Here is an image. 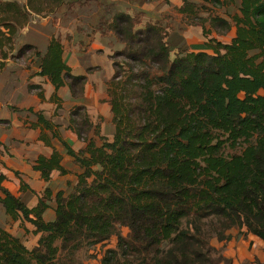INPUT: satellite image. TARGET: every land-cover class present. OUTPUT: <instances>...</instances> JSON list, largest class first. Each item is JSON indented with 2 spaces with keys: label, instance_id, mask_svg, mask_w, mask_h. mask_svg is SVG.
<instances>
[{
  "label": "trees",
  "instance_id": "trees-1",
  "mask_svg": "<svg viewBox=\"0 0 264 264\" xmlns=\"http://www.w3.org/2000/svg\"><path fill=\"white\" fill-rule=\"evenodd\" d=\"M25 1L0 2L8 31L3 41L29 15L57 16L64 9L66 15L76 3ZM202 1L209 4L182 0L177 8L210 36L202 44L174 49L167 26L141 22L121 3L97 0L100 29L94 34L109 31L120 49L88 50L90 36L76 35L78 26L63 35L69 30L62 24L44 51L24 45L20 53L34 51L38 74L55 91L68 87L74 104L65 111L66 128L84 147L76 152L60 141L79 169L64 188L49 185L54 170L66 174L57 150L36 159L32 167L46 186L37 192L22 181L20 189L37 197L32 206L2 186L0 174L5 215L28 223L37 236L30 247L0 228V264H83L76 257L81 248L104 245L112 236L115 246L104 250L100 264H232L214 255L209 243L212 237L227 239L230 228H244L264 243V0L234 2V12L233 0ZM232 31L229 41L215 37ZM66 51L79 60L78 73L73 60L64 58ZM87 82L106 94L110 137L100 134L83 102ZM53 96L56 113L63 107ZM34 115L51 128L41 112ZM227 148L239 152L225 153ZM52 202L53 216L45 219ZM250 263L264 264L258 258L245 261Z\"/></svg>",
  "mask_w": 264,
  "mask_h": 264
},
{
  "label": "crops",
  "instance_id": "crops-1",
  "mask_svg": "<svg viewBox=\"0 0 264 264\" xmlns=\"http://www.w3.org/2000/svg\"><path fill=\"white\" fill-rule=\"evenodd\" d=\"M5 1L12 0H0V2ZM25 2V0H22L19 2V4L21 3L22 5H24ZM144 4L145 3H143V5ZM181 4L182 0H180L177 8H179ZM147 14L145 20H150L152 22L156 20L160 22V20L156 17L155 19L153 16L151 18V16ZM52 16H46L47 22L48 20L53 19ZM49 25H51V23ZM25 26L26 25H24L23 27ZM51 26L54 30L53 32H45L46 35H44V33L40 31L39 33H37L36 39H32L30 34H27L26 36L30 37L31 41L26 43L36 45L37 51H44L45 47L47 46L49 37L51 36V34H54L56 32L58 24L56 27H54L55 24H52ZM196 26H198L200 29L203 41L198 43H190V45L202 44L203 42H206L208 38H210L209 35L203 34L202 26L200 24H196ZM59 27L62 29L60 25ZM5 35L8 34L4 33V29H1L0 174L5 177L1 185L15 195H22L28 192H22L20 190L22 181L25 185H27V187L34 191L36 190L35 187L31 184L30 179L40 180L46 186V183L42 180L39 173L33 169L32 165L35 163L36 159L39 156L47 157L55 149L61 156V163L66 169V174L59 175L58 171L54 170L51 173V179H56L58 187L52 186V180L49 185L54 190L64 188L68 183L75 180V174L79 172V169L72 162V158L67 155L60 141H66L68 145H70V147L76 152L84 147V142L82 140H79L74 132L66 128L67 123L64 119L65 111L68 104H71V106L74 104V102L71 100L69 89L67 86H62L55 91L49 80L46 77L40 76L38 74L39 68L37 67V65H35V58L34 61L32 60V63L29 65L31 73L27 75V77L24 79L25 83L24 85H22V78L18 71L19 64L17 62H14L11 58H8L9 54L6 56V58H3L4 53H6V51H4L3 41ZM215 37L219 39V36ZM31 58L33 59L32 56ZM64 58L67 62L73 60L71 66L73 67L74 72L78 73L80 71L79 60L77 58L70 59L71 57L69 51L65 52ZM32 85L33 87L31 88ZM37 86L40 87L42 97L37 94V91H39V88H35ZM54 92H56V95L60 98V102L63 107L62 109L57 110L56 113L55 107L57 105L56 101L58 100V98H55L53 96ZM105 97L106 94L104 92H96L89 82L85 84L83 102L88 108L89 116L94 123L99 124L100 134L105 135L102 131L101 125L102 123H104L111 127V130L109 132L111 135L112 114L110 112V105L106 101ZM29 109H31L32 111H29ZM101 109L104 110V113L101 112ZM35 112H41L42 115L51 122V128H48L43 123H37V117L34 115ZM53 133H55L56 135H53ZM90 136L93 138L97 137L93 133H90ZM55 174H57L56 177L54 176ZM34 197L37 200V197L35 195ZM35 203L30 204V206L34 205ZM53 207L54 203L52 202L50 203V207L48 208V210L52 209V214ZM0 208H2L1 205ZM262 246L264 248V245ZM262 253L264 254V251ZM244 260L253 261L254 256L244 257L243 261ZM260 261L263 262L262 260Z\"/></svg>",
  "mask_w": 264,
  "mask_h": 264
},
{
  "label": "rangeland",
  "instance_id": "rangeland-1",
  "mask_svg": "<svg viewBox=\"0 0 264 264\" xmlns=\"http://www.w3.org/2000/svg\"><path fill=\"white\" fill-rule=\"evenodd\" d=\"M15 2H20L22 0H12ZM76 3L73 7V10L71 13L62 15L63 12H65V9L59 12V14L51 15L53 17L52 20H48L47 22V15L45 14H31L28 17V20L25 22V27H22L15 24L16 29L14 34L11 35L10 41H4V51H6V55H8V58H11L14 62H17L19 64V74L22 78V85H24V79L27 77L28 74L31 73L30 70V64L32 63V54L34 51L32 49L25 48V52L21 54L24 45L27 44L26 42L31 41L32 39L37 38V33L42 31L44 35H46L45 32H53L52 24H55L54 27L57 26L59 28L60 23L67 27L68 29H65L63 31L69 30V32L64 33L63 35H67V33H74L73 29L74 26L79 27L78 36L82 37H89L87 39L88 44L85 46L86 49L91 50L96 53H103V51H100L102 49H105L107 53H112L117 49H120L121 46L118 43V41L113 39L110 35L109 31H103L105 33L100 34H94V32H97L100 28L97 27L95 23H97L96 17L99 14V6L97 4V0H74ZM88 1V2H87ZM106 3L115 2V3H121V8H128L129 12L133 13V15L137 16V19H139L141 22L146 21L145 17L147 14L159 19L161 24H163L166 27V34L167 39L169 40L171 47L176 48L178 45H184V47L190 45V43H198L203 41V37H201L200 29L196 24L190 22V20H187L183 14H180L178 12L177 6L180 3V0H148L143 5V0H101ZM194 3H197V5H201L204 2L202 0H191ZM239 0H233V4L235 2L236 6ZM86 2V3H85ZM21 4V3H20ZM132 5L131 8L128 7V5ZM142 4V5H141ZM206 5H208V2H205ZM235 4L233 8L231 9V12H234L236 7ZM138 7L140 10H143L142 12L138 10ZM147 12V13H145ZM2 15L0 13V31L1 29H4V33H8L7 27L5 24H3L2 21ZM62 15V16H60ZM202 16H205V14L202 12ZM59 17H65V20H60ZM143 17V18H142ZM58 20V21H57ZM96 20V21H95ZM10 21V20H8ZM18 21V20H17ZM65 21V22H63ZM156 21V20H155ZM14 22V21H13ZM12 23V21H10ZM51 23V25H49ZM62 25H60L62 27ZM21 28V29H20ZM98 33V32H97ZM30 34V37H27L26 35ZM93 34V35H91ZM233 31L230 32L227 36H219V39L223 41H229L230 38L233 36ZM72 36V34H69ZM113 36V35H112ZM215 36V35H213ZM65 38V37H64ZM66 39V38H65ZM67 41L69 39H66ZM65 40L66 44H70ZM114 41V42H113ZM38 42V41H37ZM108 43L112 45V48H108ZM1 55V54H0ZM34 55V54H33ZM33 57V56H32ZM30 59V60H29ZM1 63V61H0ZM4 63V62H3ZM1 67V66H0ZM71 107V104L67 105V109ZM66 109V110H67ZM101 112L104 113V110L101 109ZM102 131L107 137H110V126L107 124L102 123ZM239 148L232 150V149H225V153H238ZM55 177L57 174L54 175ZM31 184L35 187L36 191H42L45 184L37 179H30ZM60 181V180H58ZM52 186L58 187V183L56 179L52 180ZM23 199L26 201V203L30 206V204L35 203L36 199L33 195L27 193L21 195ZM52 209L47 210L45 214V219L51 218ZM51 216V217H50ZM0 228L6 229V231L9 230L12 234L18 236L21 238V240L24 243H27L30 247L33 246L37 241V236L30 231L31 227L28 223H23L22 221H15L8 216H6L0 208ZM243 229L238 228H230L229 230L224 232V235L228 236L227 239L220 240L218 237H212L210 239V245L213 247L214 251L213 254L217 255L218 253L222 254L224 257L229 258L232 260V264H245V260L243 261L244 257H251L254 256V259L259 258L264 262V254L262 253L264 250L263 246L264 243L261 242L254 235L248 233L245 234L243 232ZM122 235H126L128 233V229L123 227L121 228ZM116 243V237L112 236L107 242L104 243V245L97 244L93 247L87 248L83 247L81 248L77 253L76 257L80 260H82L83 264H100V259L103 256L104 250L108 247H114Z\"/></svg>",
  "mask_w": 264,
  "mask_h": 264
}]
</instances>
